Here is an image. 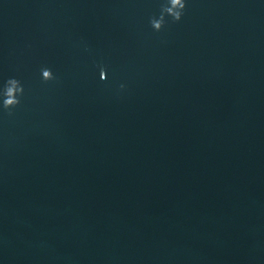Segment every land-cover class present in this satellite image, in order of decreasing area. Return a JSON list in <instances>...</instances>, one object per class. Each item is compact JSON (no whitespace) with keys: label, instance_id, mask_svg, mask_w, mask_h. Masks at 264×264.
Returning a JSON list of instances; mask_svg holds the SVG:
<instances>
[{"label":"water","instance_id":"water-1","mask_svg":"<svg viewBox=\"0 0 264 264\" xmlns=\"http://www.w3.org/2000/svg\"><path fill=\"white\" fill-rule=\"evenodd\" d=\"M164 2L0 0V264H264V0Z\"/></svg>","mask_w":264,"mask_h":264},{"label":"clouds","instance_id":"clouds-1","mask_svg":"<svg viewBox=\"0 0 264 264\" xmlns=\"http://www.w3.org/2000/svg\"><path fill=\"white\" fill-rule=\"evenodd\" d=\"M186 0H165L161 5L159 18L153 17L150 20L152 28L159 32L166 24V17H171L173 22H179L186 9ZM104 71L101 68L100 73ZM41 76L44 82L55 80L52 70L44 67L41 69ZM124 86L121 85V88ZM24 94V88L21 82L16 78H9L5 81L3 89L0 90V96L3 97V107L8 111L9 115L12 114L11 110L20 104V97Z\"/></svg>","mask_w":264,"mask_h":264}]
</instances>
